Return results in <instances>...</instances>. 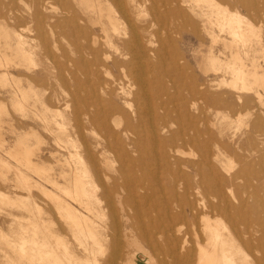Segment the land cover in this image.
<instances>
[{
  "label": "bare ground",
  "instance_id": "6f19581e",
  "mask_svg": "<svg viewBox=\"0 0 264 264\" xmlns=\"http://www.w3.org/2000/svg\"><path fill=\"white\" fill-rule=\"evenodd\" d=\"M202 1L208 3L209 11L200 5ZM232 1L245 9L251 7L250 0ZM41 11L30 13L28 20L20 15L11 16L13 24L0 29V81L18 79L35 83L39 80L43 72L31 73L28 67L38 65L33 60L35 48L30 44L37 41L42 47L43 59L51 58L58 64V79L65 82L61 71L66 70V65L52 54L54 44L38 32ZM146 15L150 18L147 23ZM169 18H179L185 23L203 19V30L211 38L209 49L218 44L220 50L217 54L199 51L197 66L204 75L210 72L215 76L214 80L221 87H227L228 92H210L211 85L202 87L194 81L180 83V70L166 64L170 50L174 53V38L153 30L154 25L163 26ZM19 21L23 22L26 32L31 31L29 24L35 23L36 35L30 39L21 35L24 28L17 30L23 27L22 23L17 25ZM69 22L74 25L75 19ZM86 24L90 25L86 29V46L74 50L78 54L86 53V69H82L86 70V95L77 113L86 117V133L91 134L90 140L86 138L81 168L67 166L68 170L61 168L55 176L41 160L38 141L34 146L17 142L7 152L18 166L36 176L34 186L65 214L62 219L66 229L77 243L70 248L57 236L51 240L47 231H43L45 221L35 219L42 238L39 242L33 241V236L31 240L22 238L21 258L28 264H136L137 259L142 264H163L159 256L158 260L152 256V251L159 249V242L166 248L164 251L172 264H264V244L256 248L241 245L230 235L231 229L227 235L223 234L227 223L220 220L241 207L242 201L233 198V194L238 206L229 201L230 192L238 182L245 185L252 180L264 181V78L261 74L264 68L254 58L250 59L246 44L248 29L244 27L247 23L241 11L232 10L227 0H86ZM124 25L129 28L126 33L121 32ZM95 27L101 35H97ZM61 58L67 64L85 66L81 59L71 61L65 54ZM68 77L75 87L72 98L77 101V88L82 83L74 72H68ZM10 94L20 111L25 110L28 93L18 89L17 94ZM233 104L244 106L247 115L254 116L244 139L246 144H254L251 156L259 166L257 171L240 170L232 174L230 166L218 160V146L213 143L208 127L215 125L204 114L215 111L217 105L231 109ZM169 123H175L177 130L170 132ZM1 125L0 121V150L3 151ZM227 128V124L220 125L217 133L223 135ZM77 130L84 128L77 126ZM166 133L169 135L165 136ZM203 133L208 136L207 142L200 141ZM25 136L27 143V137L34 135ZM148 143L157 149L147 148ZM184 147L195 149V158L179 159L178 155L183 153L179 150ZM111 163H116V168L108 167ZM0 168L10 170L2 157ZM14 169L16 178L22 176L19 169ZM23 176L21 188L26 191L25 199L30 201L29 179ZM44 185L64 193L70 202ZM195 220H200L205 241L200 243L191 238L194 242L190 245V238L182 236L180 229L187 222L194 224ZM252 248L260 256L248 263L251 258L248 259L246 252Z\"/></svg>",
  "mask_w": 264,
  "mask_h": 264
},
{
  "label": "rangeland",
  "instance_id": "374dc122",
  "mask_svg": "<svg viewBox=\"0 0 264 264\" xmlns=\"http://www.w3.org/2000/svg\"><path fill=\"white\" fill-rule=\"evenodd\" d=\"M227 1L232 10L239 9L241 11L244 22L247 24L249 22L248 26L245 24L246 26L244 27L248 29L247 33L249 37H247L246 44L249 47L250 59L254 58L255 62L264 68V0H250L251 7L249 9L239 7L232 0ZM200 5L209 11L210 8L207 7L208 3L206 1L200 2ZM40 6L44 7L41 8ZM43 8L47 10L45 11ZM35 11H41L40 13L42 15L38 32L46 35L51 43L54 44L51 47L52 54L60 60V63L64 62L63 64L67 68L65 67L66 70L61 71L62 77L65 80V82L61 83L58 79L60 75L57 68L58 64L54 63L51 58L43 59L44 55L41 45L37 41H31L30 44L35 50L31 48L34 51L33 53L36 54L33 60L38 65L37 67L28 65V67L31 73H36L37 71L43 72L39 80L35 83L19 81L18 79L7 83L3 80H1L2 83L0 81V121L2 122L1 138L3 140V151L0 150V157L10 167V170L7 171L1 170L0 168V196L2 198H0V264H11V262H14V264H28L19 254V245L22 238L31 240L33 236V241L38 242L42 238V232H39L40 228L38 229L36 227L38 221L35 219L45 221L43 231H47L51 240H54L55 236H57L59 241L67 242L70 248L74 247L77 243L72 239L70 232L66 229L62 219L65 214L55 205L54 201L47 198L34 186V182L37 181L36 176L27 172L23 167L18 166L12 157L7 154L8 151H12L17 142H22L24 146L26 144L34 146L36 141H38L37 149L40 151L38 153L41 155V160L57 176L61 168L65 170H68L69 167L73 168V166L78 169L81 168L80 161L84 162L86 138L91 139V134L86 133V117L81 113H77V108L82 109V100L85 101L86 95V70H82L86 67V53L82 52L78 54L74 51L78 46H86V29L90 27L89 24H86V0H0V29L13 24L9 19L11 16L20 15L25 20H28L27 18ZM71 18L75 19L74 25L69 22ZM144 19L147 23L150 18L146 15ZM190 21V23H185L179 18H169L163 26L158 24L154 25L153 30L155 32L157 30L159 35L174 38V53L171 49L166 64H172L180 70L179 77L176 75L180 79V83L194 81V83L202 85V87L211 85L212 90L210 92H216L217 94L228 92L227 87H221L222 85L217 80H214L215 76L210 72L204 75L197 66L196 61L200 55L198 54L199 51L203 54L209 51L217 54L220 46L217 44L209 49L211 46V38L203 30V19L196 18ZM17 25L23 26V22L19 21ZM249 25L252 27H249ZM29 26L30 32H26L24 26L17 28V30L20 32L24 28V31H21L22 33L20 32V34L30 39L31 35H36L37 25L31 23ZM73 26L77 28L74 29L72 28ZM122 28V33H126L129 29L126 25ZM95 29L97 35H101L99 29L97 27ZM192 30L193 34H190ZM201 45L202 48H200ZM61 53L65 54L71 61L81 59L85 66H78L71 63L67 64L66 60L61 58ZM195 53H197V56H195ZM68 72H74L82 83L77 88V101L72 98V92L75 87L69 81ZM261 74L264 78V71ZM18 89L28 93L26 108L22 112L20 111L21 108L16 103H13V100L16 99H13L10 94L11 92L17 94ZM223 96L230 97L225 94ZM216 107L215 111L206 112L204 118L209 120L210 124L215 125H209L208 127L212 135L213 143H216L218 146V160L224 165L230 166L229 172L232 174L240 170L257 171L259 166L256 164V159H253L251 156L254 144H246L244 139L249 125L254 121V116H248L244 106L238 104H233L231 109L225 108L222 105H217ZM226 124L229 125V128L224 130L223 135H219L217 133V127ZM77 126H83L84 130H77ZM167 126L170 132L177 130L175 123H172V125L169 123ZM202 128L204 129V127ZM26 134L34 135L27 137L29 138L27 143H25ZM168 135L169 133L165 134V136ZM199 138L202 142L208 141V136L204 133ZM146 146L153 151L157 149L153 143H148ZM262 146H264V142ZM179 151L183 152L178 155V158L181 160H191L193 157L195 158L197 152L195 149L189 147L180 148ZM74 154H76V157H74ZM107 156L109 159L112 158V154ZM31 159L34 160V157ZM67 166L69 167L67 168ZM111 166L116 168V163L108 165V167ZM11 168H17L21 171L22 176L19 177L17 175L20 179L16 178ZM23 175H27L29 179L26 180L29 184L28 193L31 198L30 201L25 199L26 191L24 189L23 191L21 188L25 180ZM57 179L59 180V178ZM17 181L20 182L18 183ZM59 181L62 183V180ZM44 186L50 189L48 185ZM51 191L58 194L60 198L70 202L69 197L64 193H57L56 190ZM232 194L233 198H238L242 201V204L241 207H238V212L232 213V211L230 215L228 213L227 217H220V220H224L223 224L227 223V231H223V234L225 233L227 235V232L231 229V233H228L241 245L249 244L254 248L257 245H263L264 181L260 183L252 180L245 185L244 182H238L237 186L234 187L229 195V201L234 206H238L237 202L235 203L233 201ZM27 201L30 204H27ZM30 208L35 211H31ZM36 209H38V214ZM34 214L35 216H33ZM185 224L186 228L183 225L180 231L182 236L185 235L188 239L190 238V245L194 242L191 238L200 243L205 241L204 233L200 229V220H195L194 224L192 222ZM193 234L196 235L194 236ZM140 244L147 249L143 241H140ZM10 245L14 246L11 247ZM158 245L162 253L158 249L159 251H152L153 254L152 252L150 254L155 258L159 256V261L163 264H172L171 258L167 257L169 254L164 251L166 250L164 245L159 242ZM32 248L35 249V245H32ZM246 254L248 255V259L251 258L250 260L247 259L248 263H252V260L254 261L256 257L260 256L253 248L248 250ZM7 257L9 258L8 260L6 259ZM166 258L170 263H167L168 260L166 261ZM139 260H136V264H142L141 260Z\"/></svg>",
  "mask_w": 264,
  "mask_h": 264
}]
</instances>
